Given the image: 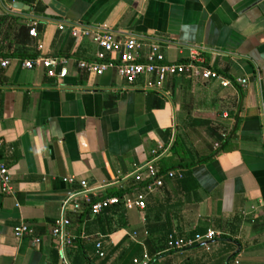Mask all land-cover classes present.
Listing matches in <instances>:
<instances>
[{
	"label": "crops",
	"instance_id": "1",
	"mask_svg": "<svg viewBox=\"0 0 264 264\" xmlns=\"http://www.w3.org/2000/svg\"><path fill=\"white\" fill-rule=\"evenodd\" d=\"M75 26L157 44L167 63L198 52L231 86L173 78L146 90L113 70L88 74L77 62L102 50L72 37ZM0 49L10 60L0 71V163L13 188L0 189V264H264V0H0ZM34 56L66 59L67 75L20 67ZM149 161L182 177L148 195L143 211L108 225L63 211L79 182L102 198L133 187ZM62 218L77 237L69 249L50 235ZM22 224L38 245L14 237ZM208 231L219 234L211 243L167 249L169 235Z\"/></svg>",
	"mask_w": 264,
	"mask_h": 264
},
{
	"label": "built area",
	"instance_id": "2",
	"mask_svg": "<svg viewBox=\"0 0 264 264\" xmlns=\"http://www.w3.org/2000/svg\"><path fill=\"white\" fill-rule=\"evenodd\" d=\"M59 30L64 26L60 25ZM29 35L36 37L35 28H31ZM72 37L76 39L88 37L92 42L102 50L93 61H78L77 68L88 74L97 76L103 75L108 70H113L128 86H135L139 82L144 83L146 90H161L165 83L173 78H188L194 81L210 82L217 80L224 88L231 86V83L224 79L211 65L207 64L204 58L198 52H192L185 62L167 63L157 44H146L135 38L120 39L111 32L102 28H88L75 26L71 29ZM108 56H115L117 61H108ZM20 67L26 70L36 68L45 69L48 75L55 77L53 70L62 67L58 78H64L67 71L64 68L67 60L63 58H42L21 60ZM10 60L0 57V71L9 67ZM246 80L237 79L235 84L244 88ZM1 147V142H0ZM156 156V152H152ZM180 171L162 172L154 162H148L138 168L132 175L133 186H137L133 192H127L130 187L120 185L119 192L121 197L116 195L105 196L102 198L93 197L90 194L88 185L85 181L78 183L79 191L63 203L64 212L74 216L82 213L83 207L87 206L92 218L100 216L104 211L118 205H122L125 211L138 210L143 211L146 207V198L153 192L160 190L166 181L174 178H181ZM68 183H73L68 180ZM0 189L2 193L11 195L13 193L12 178L6 165L0 163ZM71 222L68 218H62L56 221L51 230V238L54 239L62 249L72 247L75 237L70 232ZM219 234L208 231L204 235H195L191 239L182 240L174 235L167 237L168 250H185L198 244L211 243ZM14 237L18 240L23 238H32L34 245L39 244V238L36 237L32 226L22 224L14 230ZM96 255L99 258L104 257V250L101 242L95 243Z\"/></svg>",
	"mask_w": 264,
	"mask_h": 264
},
{
	"label": "trees",
	"instance_id": "3",
	"mask_svg": "<svg viewBox=\"0 0 264 264\" xmlns=\"http://www.w3.org/2000/svg\"><path fill=\"white\" fill-rule=\"evenodd\" d=\"M28 3H29V2H28ZM30 5H31V4H30ZM33 11H34V14H35V15H38L39 12H40L39 9H37L36 7H35V8L33 7ZM19 32H20L21 34H23L24 32L29 33V29H27V28H25V27H22V28H20ZM12 56H13V55H11L10 57H12ZM0 57H2V58H3V57H6V56H4V55L2 54L1 49H0ZM35 57H37V56L31 57V58H35ZM219 140H220V137H219ZM158 167H159V166H158ZM159 169H160L162 172H167V171H169V170H166V169L163 168V167H161V168L159 167ZM135 188H137V186H136V187H135V186H133V187L131 186L130 189H128L127 192L131 193V192L134 191ZM137 189H139V188H137ZM111 195H112V196H113V195H116V196H118V197H121V196H122V193H121V192H118V193H112V194H109L108 196H111ZM145 208H147V207H145ZM124 214H125V210L123 209L122 205L114 206V207H112V208H110V209L104 211L100 216L95 217V218L93 219V222H95V223H104V224L108 225V224H109V221H111V220L113 219L114 216H117V217L122 218V217L124 216ZM83 219H85V220H87V221L90 219V214H89V210H88L87 206H84V207H83V211H82V213L79 214V215L77 216V221H78L79 224L83 222ZM76 241H77V237L75 238V240H74L73 243H75ZM165 247H166V245H165ZM146 248H147V251H148V256H158V255H156L155 252H152V251L150 250V244H149V243H146ZM168 251H170V250H168ZM153 261H154V259L152 258L151 262H153Z\"/></svg>",
	"mask_w": 264,
	"mask_h": 264
},
{
	"label": "water",
	"instance_id": "4",
	"mask_svg": "<svg viewBox=\"0 0 264 264\" xmlns=\"http://www.w3.org/2000/svg\"><path fill=\"white\" fill-rule=\"evenodd\" d=\"M13 8L15 10H25V11H28L29 10V8L27 6H24L23 4H20V3H15L13 5Z\"/></svg>",
	"mask_w": 264,
	"mask_h": 264
}]
</instances>
